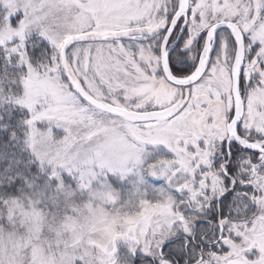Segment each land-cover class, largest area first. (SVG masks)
Masks as SVG:
<instances>
[{
	"label": "snow or ice",
	"instance_id": "snow-or-ice-1",
	"mask_svg": "<svg viewBox=\"0 0 264 264\" xmlns=\"http://www.w3.org/2000/svg\"><path fill=\"white\" fill-rule=\"evenodd\" d=\"M22 197L113 227L46 264H264V0H0V210Z\"/></svg>",
	"mask_w": 264,
	"mask_h": 264
},
{
	"label": "rangeland",
	"instance_id": "rangeland-1",
	"mask_svg": "<svg viewBox=\"0 0 264 264\" xmlns=\"http://www.w3.org/2000/svg\"><path fill=\"white\" fill-rule=\"evenodd\" d=\"M63 191L67 193V197L73 194L69 188ZM67 197L64 201L65 208L53 214L45 210L44 215L38 214L36 217L31 214L32 201H28V208L24 207L27 197H22L20 203L9 198L7 212L0 210V217L7 216L11 220L15 213L23 216V219L19 220V227L7 229L0 226V256L5 259L12 257L13 264H33L34 261L36 264H46L52 260V253L55 251L59 259L64 260L66 253L55 246L72 241L81 234L87 237L85 243L90 240L102 252L107 239L113 235V227L97 217L100 205L93 209L90 202L77 203ZM257 238L264 239V232L258 233ZM68 256L70 259V251Z\"/></svg>",
	"mask_w": 264,
	"mask_h": 264
}]
</instances>
